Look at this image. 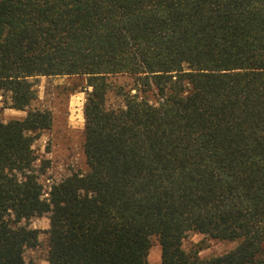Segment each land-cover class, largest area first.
<instances>
[{
  "label": "trees",
  "instance_id": "obj_1",
  "mask_svg": "<svg viewBox=\"0 0 264 264\" xmlns=\"http://www.w3.org/2000/svg\"><path fill=\"white\" fill-rule=\"evenodd\" d=\"M58 75L91 88L88 168L46 191L29 108ZM44 215L49 264H149L153 238L161 264H264V0H0V264H36Z\"/></svg>",
  "mask_w": 264,
  "mask_h": 264
},
{
  "label": "rangeland",
  "instance_id": "obj_2",
  "mask_svg": "<svg viewBox=\"0 0 264 264\" xmlns=\"http://www.w3.org/2000/svg\"><path fill=\"white\" fill-rule=\"evenodd\" d=\"M115 81L117 84H129L131 79L128 76H118ZM38 90V98L29 109H48L53 115L52 126L42 131L33 145L38 157V173H42L40 179L48 191L52 184L75 172H85L88 168L84 154V105L91 88L83 76L58 75L40 77ZM109 102L118 104L114 96H110ZM4 105L2 119L5 122L23 118L29 110H17L8 107V104ZM30 224L39 231V244L36 248L29 249L27 256L34 259L36 264H49V216L35 217ZM236 245V242L212 239L195 232L190 233L184 240V248L188 251H198L201 258L225 253ZM161 254L160 243L157 238H153L149 264H161Z\"/></svg>",
  "mask_w": 264,
  "mask_h": 264
}]
</instances>
